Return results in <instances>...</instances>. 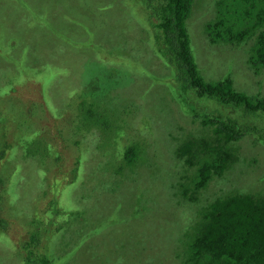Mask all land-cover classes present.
<instances>
[{
  "label": "rangeland",
  "instance_id": "obj_1",
  "mask_svg": "<svg viewBox=\"0 0 264 264\" xmlns=\"http://www.w3.org/2000/svg\"><path fill=\"white\" fill-rule=\"evenodd\" d=\"M202 2H206L202 4L204 8L196 12V7L189 22V34L202 74L207 80L230 76L237 90L264 96V66L257 69L251 60L256 36L214 45L205 36L203 25L216 17L218 0ZM128 9H134V4L130 6L125 0H0V36L3 37H0V114H4L3 123H13L15 139L20 143L26 139L24 135L29 131L40 136L41 144L45 147L50 145L54 149L50 157L45 158V165L44 156L26 158L24 153L27 148L25 151L19 150L17 155L7 154L6 159H0V165L5 164V172L9 176L4 183L0 182V193L4 195L1 201L6 196L10 199L0 211V230H8L14 240L28 237L31 226L27 216L31 215L32 207L37 204L42 192L46 191L45 187L50 184L52 193L48 199H40V203H47L52 195L58 198L60 191L58 195L55 193L58 187L62 189L65 185H73L67 197L82 205L87 202V207H84L88 209V215L85 213V217L104 219L107 216H119L114 221L119 224H113L100 234L101 246L87 249V254H81L80 264H183L185 254L183 257L176 255L174 245H178L180 238L179 245L185 247L193 221L191 227L185 222L186 214L178 209L183 207H180L177 198L169 201L166 194L173 196L177 187L169 183L175 177L166 178L169 172L165 167L170 163L174 165L170 167V173L182 174L187 166L181 165L178 160L175 165L166 138L171 135L180 137L189 132L201 134L202 129L192 116L182 112L183 119L178 117L173 120L167 114L164 118L163 107L166 108V103H162V100L165 97V101L169 99L174 103L167 87L156 84V88H161V95L156 94L160 101L153 103L149 100L154 92L152 87L155 86L151 85L153 80H148L139 72L134 73L128 67L120 68L118 73L114 69L120 65L105 63V59H108L106 52L121 55L125 54L121 51H127L147 72L156 74L160 79L170 80V69L162 63L157 51H153L150 21L144 18L137 22ZM81 38L85 40L82 45H90L91 48H75L71 45L73 40L82 42ZM106 66L111 69L106 71ZM21 67H26V73ZM49 67L57 72L53 78H49L50 74L43 75ZM111 73H114L116 81L110 84L109 92H101L98 100L122 114L127 111L124 118L129 126L125 139L117 130L109 131L106 136L96 129L85 133V136L74 137L71 115L75 117L78 111L74 103L76 94L85 83L88 88L99 91L101 83L108 84L110 79L107 77ZM93 77L98 81L89 83ZM173 108L178 115L181 109L177 104ZM22 111L25 113L21 114ZM134 115L136 117L133 119ZM164 121L165 125H172L163 129L161 123ZM258 121L264 123V116ZM113 138L116 141L121 138L124 146L126 142H139L142 146L143 159L132 171H126L128 179L138 177V198L147 202L148 210H143L142 220L130 218L136 204L134 187L125 191L128 187L111 186L114 176L116 182L122 178L114 172L118 162L107 151ZM236 145L239 148L238 164L225 176L214 180L209 188L202 190L195 203L190 205L199 210L200 206L215 197L231 192L260 194L264 197V142H256L254 138L245 136ZM11 156L16 157L14 162L9 159ZM77 158H80L78 164ZM20 160L25 163L21 162L18 169ZM96 166L101 170L94 177ZM75 168H78V173ZM104 170L112 173L113 178L109 179ZM75 173L76 177L73 178ZM16 178L18 180L11 192L9 185ZM157 195L160 198H156ZM16 196L24 199V203L29 201L30 210L25 218H19L15 211L8 208L10 204L16 203ZM149 220L153 223L150 226ZM9 249L0 250V264L17 262L15 257L8 258ZM107 256L110 258L107 259Z\"/></svg>",
  "mask_w": 264,
  "mask_h": 264
},
{
  "label": "trees",
  "instance_id": "obj_2",
  "mask_svg": "<svg viewBox=\"0 0 264 264\" xmlns=\"http://www.w3.org/2000/svg\"><path fill=\"white\" fill-rule=\"evenodd\" d=\"M125 1H128L130 6L134 4V9L127 11L131 12V16H134L137 22L144 18L150 21L153 51H157L162 58V63L170 69V80L160 79L156 74L147 72L140 63L131 58L127 51H121L125 53H120L121 55L106 52L108 59H105V63L120 65L114 69L118 73L121 71L120 68L128 67L134 73L139 72L148 80H153L151 85L155 86L152 87L154 92L149 99L153 103L160 101L156 94L161 95V88H156V84L167 87L174 103H171L169 99L165 101L164 97L162 100V103H166V111L163 107L164 118L167 114L173 120L178 117L183 119L182 112V114L192 116L193 121L197 122L202 129L201 134L189 132L180 137L172 135L167 137L168 134H166L175 165L178 160L181 165L187 166L182 174L179 172V175L177 172L170 173L169 169L174 165L167 164L165 168L169 173L166 178L175 177L169 183L171 186L172 183L176 184L177 190L173 196L166 195L170 202L173 198H177L180 207H183L178 209L186 214L185 222L189 223L190 227L192 225L187 233L189 239L185 247L179 245L180 238L178 245H174L176 255L183 257L185 254L183 264H264V197L260 194L231 192L225 196L215 197L207 204L200 206L199 210L194 205H190L195 203L202 190L209 188L214 180L225 176L234 165L238 164L240 158L237 142L245 136L254 138L256 142H264V123L258 121L264 116V96L237 90L230 76L207 80L202 74L189 34V22L193 18L195 8L197 7L196 12H200L204 8L202 4L206 2H202L203 0ZM217 5L216 17L203 25L207 39L215 45L216 43L222 44V42L243 41L246 36H256V43L251 49V60L253 59V64H256L255 68L260 69L264 66V0H218ZM96 8H98L97 5ZM87 33L89 35V32ZM84 41V39L82 42L73 40L74 43L71 42V45L75 48H91L90 45L83 46ZM228 46L233 48L231 44ZM26 67H21V70L23 71ZM106 68V71L111 69L108 66ZM23 72L26 73L25 70ZM46 74H50L49 78H53L57 72L53 67H49L47 72L43 73V75ZM92 79L93 81L90 80L89 83L98 81L96 77ZM107 79H110L109 85L101 83L99 91L88 88L85 83L81 91L76 94L74 103L78 111L75 117L71 115L74 123L72 126L74 137L85 136V133L96 129L104 132L106 136L109 131L117 130V133L123 134L122 138L125 139L126 129L129 126L124 118L127 111H123L122 114L98 100L101 92H109L110 84L116 81L114 73H111ZM129 101L133 102V100ZM174 104L181 109L178 115L173 111ZM238 110L241 111L240 115ZM24 113L25 111L21 112V114ZM0 117V159L4 157L6 159L7 154L17 155L19 150L25 151L27 148L24 153L27 155L26 158L44 156L45 165L47 163L45 158L50 157L54 150L53 146L45 147L41 144L40 136L30 134L29 131L24 135L26 139H22L20 143L15 139L13 123L4 125V114H0ZM135 117L136 115L133 119ZM114 119L116 122H113ZM161 125L163 129H166L172 124L165 125L164 121ZM111 143V146H107V151L118 162L114 172L123 178L117 179V182H120L116 184L114 176L115 180H111V186L113 188L116 185L120 188L128 187L125 191L134 187L133 194L136 204L133 206L130 218L136 217L142 220L143 210H148V208L146 200L138 198V177L131 180L128 179L129 176H126V171L128 169L132 171L139 164L140 159H143L141 158L142 146L139 142H126L124 146L121 138L119 141L113 138ZM80 158L76 159L77 164ZM9 159L14 162L16 157L11 156ZM21 162L25 163L20 160L18 169L19 164L22 165ZM142 162L143 160L140 163ZM31 164L34 166V161L31 160ZM4 166L5 164L0 165L1 183L9 178ZM94 170L97 172L95 177L101 168L96 166ZM75 171L78 173V168H75ZM43 173L45 175V172ZM76 173L73 178L76 177ZM106 174L109 179L113 178L112 173L106 172ZM98 179L96 184H98ZM17 180L16 178L15 182L9 185L11 192ZM44 180L46 184L49 183L46 178ZM73 188V185L71 187L65 185L62 189L58 187V192L54 191L57 195L60 191L58 198L52 195L47 203L44 201L40 203L42 202L40 199H48L50 192L52 193L50 184H48L47 188L45 187L46 191L42 192L40 199L38 198L37 204L32 207L29 216L26 215L30 210L29 201L24 203V199L16 196L15 200L17 198L18 200L10 204L8 208L15 211L19 218L28 217L27 222L31 226L27 233L28 237L14 240L8 234V230H0L2 249L10 248L7 250L8 258L15 257L14 260H17L15 264H80L82 253L87 254V249L101 246L100 234L113 224H119L114 223L118 215L107 216L104 219L85 217V213L88 215L87 202H83L82 205L68 198L69 191ZM3 197L4 195L0 193V201ZM156 198L160 196L157 195ZM4 199L0 202V211L10 202L8 196ZM188 200L189 203H187ZM33 201L35 203L34 199ZM152 224L149 220L148 225ZM106 258L109 259L110 256Z\"/></svg>",
  "mask_w": 264,
  "mask_h": 264
}]
</instances>
